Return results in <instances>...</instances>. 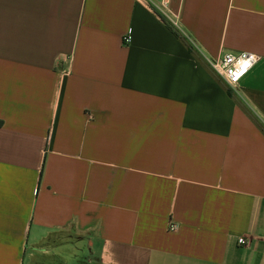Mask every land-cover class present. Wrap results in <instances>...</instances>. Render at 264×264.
Instances as JSON below:
<instances>
[{"label":"crops","instance_id":"0c3cea01","mask_svg":"<svg viewBox=\"0 0 264 264\" xmlns=\"http://www.w3.org/2000/svg\"><path fill=\"white\" fill-rule=\"evenodd\" d=\"M153 1L0 0V264H264V0Z\"/></svg>","mask_w":264,"mask_h":264},{"label":"built area","instance_id":"2783aa9c","mask_svg":"<svg viewBox=\"0 0 264 264\" xmlns=\"http://www.w3.org/2000/svg\"><path fill=\"white\" fill-rule=\"evenodd\" d=\"M148 2L162 21L182 32L178 20L167 12L163 6L156 4L153 0H148ZM130 41V35H127L124 38V44L127 45ZM260 60L261 57L259 55L251 52H227L216 60H210L209 65L230 89H235ZM245 64H247V68H245ZM169 229L175 231L177 226L170 224ZM245 243V239H239V244L243 245Z\"/></svg>","mask_w":264,"mask_h":264},{"label":"rangeland","instance_id":"374dc122","mask_svg":"<svg viewBox=\"0 0 264 264\" xmlns=\"http://www.w3.org/2000/svg\"><path fill=\"white\" fill-rule=\"evenodd\" d=\"M86 245L85 244H80V246L78 245L77 247V251H78V256H86L87 251H86ZM66 264H72V262L70 260H66Z\"/></svg>","mask_w":264,"mask_h":264},{"label":"snow or ice","instance_id":"6c2138e0","mask_svg":"<svg viewBox=\"0 0 264 264\" xmlns=\"http://www.w3.org/2000/svg\"><path fill=\"white\" fill-rule=\"evenodd\" d=\"M245 68H247V64H245Z\"/></svg>","mask_w":264,"mask_h":264},{"label":"trees","instance_id":"16d2710c","mask_svg":"<svg viewBox=\"0 0 264 264\" xmlns=\"http://www.w3.org/2000/svg\"><path fill=\"white\" fill-rule=\"evenodd\" d=\"M168 26H169V24L168 23H166Z\"/></svg>","mask_w":264,"mask_h":264}]
</instances>
